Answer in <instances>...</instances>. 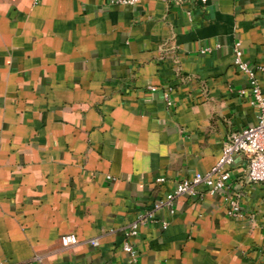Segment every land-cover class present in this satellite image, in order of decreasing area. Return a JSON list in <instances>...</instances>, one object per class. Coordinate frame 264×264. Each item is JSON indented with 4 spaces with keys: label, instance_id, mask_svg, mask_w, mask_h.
<instances>
[{
    "label": "crops",
    "instance_id": "0c3cea01",
    "mask_svg": "<svg viewBox=\"0 0 264 264\" xmlns=\"http://www.w3.org/2000/svg\"><path fill=\"white\" fill-rule=\"evenodd\" d=\"M236 43L264 98V0H0V264H130L129 240L133 264H264L245 159L225 192L154 208L257 122Z\"/></svg>",
    "mask_w": 264,
    "mask_h": 264
},
{
    "label": "built area",
    "instance_id": "2783aa9c",
    "mask_svg": "<svg viewBox=\"0 0 264 264\" xmlns=\"http://www.w3.org/2000/svg\"><path fill=\"white\" fill-rule=\"evenodd\" d=\"M142 0H112V4L133 6ZM169 2L180 3L183 0H167ZM207 3L208 0H199ZM209 49L201 50V54H206ZM234 66L247 76L249 80L248 88L239 91L241 96H251V104L258 108L259 113L257 122L248 126L238 133L233 134L224 144L223 152L216 166L207 174H195L190 179H184L176 183L172 192L166 194L163 200L155 203V209L167 207L171 214L174 213V203L180 197H186L192 200H199L202 195L198 191L199 186H205L210 195H219L227 190L228 183L231 180V170L236 158L241 157L247 161V179L251 184L264 185V98L261 87L256 78V71L253 70L242 59V51L239 43L234 46ZM168 104L172 103L168 101ZM158 182H164L159 179ZM228 214L231 217H241L243 215L242 207L238 200L228 201ZM152 215H142L131 226L127 234L129 238L137 236L139 226L150 222ZM163 228L166 229L168 222H163ZM62 244L65 247L78 245L79 240L74 235L63 236ZM92 246H98L99 240L89 241ZM123 251L129 257V263L133 264L137 259V251L132 242L126 241L122 246Z\"/></svg>",
    "mask_w": 264,
    "mask_h": 264
}]
</instances>
